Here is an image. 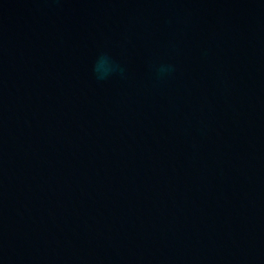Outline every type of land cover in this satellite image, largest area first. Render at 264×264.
<instances>
[{
    "label": "water",
    "instance_id": "95a60500",
    "mask_svg": "<svg viewBox=\"0 0 264 264\" xmlns=\"http://www.w3.org/2000/svg\"><path fill=\"white\" fill-rule=\"evenodd\" d=\"M0 264H264V0H0Z\"/></svg>",
    "mask_w": 264,
    "mask_h": 264
},
{
    "label": "clouds",
    "instance_id": "9594fccd",
    "mask_svg": "<svg viewBox=\"0 0 264 264\" xmlns=\"http://www.w3.org/2000/svg\"><path fill=\"white\" fill-rule=\"evenodd\" d=\"M107 64H108V61L107 59L99 62L96 66V70L97 71H101V70H104V71H108L109 69L107 68Z\"/></svg>",
    "mask_w": 264,
    "mask_h": 264
}]
</instances>
